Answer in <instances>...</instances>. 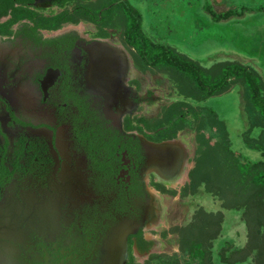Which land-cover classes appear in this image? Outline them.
<instances>
[{"label":"flooded vegetation","instance_id":"1","mask_svg":"<svg viewBox=\"0 0 264 264\" xmlns=\"http://www.w3.org/2000/svg\"><path fill=\"white\" fill-rule=\"evenodd\" d=\"M73 1L0 0V209L20 217L19 264H138L191 158L176 122L160 133L138 116L156 97L122 45L53 27Z\"/></svg>","mask_w":264,"mask_h":264},{"label":"rangeland","instance_id":"2","mask_svg":"<svg viewBox=\"0 0 264 264\" xmlns=\"http://www.w3.org/2000/svg\"><path fill=\"white\" fill-rule=\"evenodd\" d=\"M42 8L37 13L39 19L52 13L49 6ZM84 9L95 20H90ZM242 9V15L227 20L213 17ZM65 10L73 19L69 22L78 25V29L96 35L106 33L122 45L130 55L131 75L141 92L151 90L156 97V101L141 106L138 116L143 117L150 131L160 133L170 130V125L176 122V133L182 130L178 139L189 151L187 175L182 182L164 189L172 197L158 199L161 219L148 227L154 253L149 260L138 258V264H225L220 253L230 254L243 248L249 254L235 264H258L255 238L264 234V230L257 229L252 234L243 208L227 209L219 194L209 191L205 184L195 188L190 180L197 162L212 149L203 135L202 125L206 122L196 116L208 115L209 109L225 123L227 143L236 154L254 163L264 160V124L250 103L245 85L232 79L224 93L202 101L192 98L186 84L174 72L144 64L128 42L127 26L132 20H128L127 13L131 10L139 13L142 31L154 44L173 48L207 70L223 63H240L256 70L264 81V0H74ZM178 107L182 114L190 116L179 130ZM216 213H221L222 221L221 230L211 243L212 261L189 259L180 246L181 232L201 215Z\"/></svg>","mask_w":264,"mask_h":264},{"label":"trees","instance_id":"3","mask_svg":"<svg viewBox=\"0 0 264 264\" xmlns=\"http://www.w3.org/2000/svg\"><path fill=\"white\" fill-rule=\"evenodd\" d=\"M54 1L56 4L65 5L70 0ZM83 11L89 14L90 20H95L89 10ZM131 11L127 13L128 20L129 18L132 20L127 26L128 42L136 49L147 67L174 72L186 84L189 95L197 101L226 92L232 79L241 82L246 87L251 105L257 109L264 124V81L256 70L240 63H223L217 68L207 70L175 49L150 41L142 31L141 16L138 12ZM243 12L244 9L228 10L213 14V17L221 21L240 16ZM72 20L70 12H65L57 18L53 27L58 28L62 22ZM47 25L49 24H41V26ZM176 112L177 120H180L182 109L178 107ZM186 114L183 113L184 116H189ZM208 115L203 116V121L206 123L202 127L205 131L203 135L209 139L212 149L197 162L190 173L191 184L195 188L205 184L209 191L222 197L227 209L243 208L247 225L252 234L253 232L256 234L257 229L264 230V160L254 163L236 154L227 143L228 133L225 123L212 109H209ZM196 116L200 119L199 115ZM197 119L195 118V121L198 125ZM182 123L181 119L177 129ZM221 217V213L207 214L206 217L201 215L190 228L181 232L180 246L182 250L187 251L189 259L212 261L211 243L221 230ZM255 241L257 262L264 264V234H257ZM145 243L148 250L151 243ZM247 254H249L248 250L243 248L230 254L220 253V259L225 264H235L245 259Z\"/></svg>","mask_w":264,"mask_h":264},{"label":"water","instance_id":"4","mask_svg":"<svg viewBox=\"0 0 264 264\" xmlns=\"http://www.w3.org/2000/svg\"><path fill=\"white\" fill-rule=\"evenodd\" d=\"M20 217L11 208L0 209V264H19L18 250L11 243L19 237Z\"/></svg>","mask_w":264,"mask_h":264},{"label":"bare ground","instance_id":"5","mask_svg":"<svg viewBox=\"0 0 264 264\" xmlns=\"http://www.w3.org/2000/svg\"><path fill=\"white\" fill-rule=\"evenodd\" d=\"M183 177H181L178 181L171 183L172 185H176L182 181Z\"/></svg>","mask_w":264,"mask_h":264}]
</instances>
